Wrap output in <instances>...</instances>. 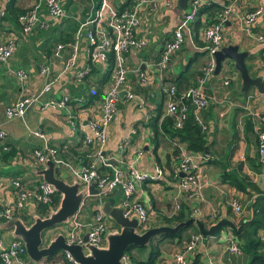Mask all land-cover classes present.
<instances>
[{"label": "crops", "instance_id": "0c3cea01", "mask_svg": "<svg viewBox=\"0 0 264 264\" xmlns=\"http://www.w3.org/2000/svg\"><path fill=\"white\" fill-rule=\"evenodd\" d=\"M108 1L116 12L130 9L140 1L144 2L139 13L141 24L136 36L145 39L146 46L138 52L131 51L124 56L126 80L121 86V101L108 128L103 148L97 142L85 147L83 142L85 134L88 133V123L99 115V102L107 86L116 80L113 70L109 77L106 76L107 62L92 66L88 61L87 52L91 46L86 37L85 23L94 18L100 0H60L63 16L55 20H47V11L42 2L39 16L47 21L48 26L26 36L20 34L19 26L0 19V43L12 32L18 35L16 51L0 71V130L6 132L7 139L4 144L10 148L9 152L3 153L0 146V204L14 203L13 189L10 186L12 179H20L27 186L32 180H41L37 172L43 170L44 165L37 164L32 152L35 148L48 144L57 149L63 161L62 167H56V177L69 185L76 182L73 172L80 167L78 159H84V163L90 162V156L94 157L99 151V160L103 158L106 163L119 169L126 178H129L133 170L154 176L157 168L160 169L162 176L157 180H142L136 184L134 197L144 204L150 216L144 231L160 226L175 227L177 224L168 225L165 221L180 212L191 217L189 220L199 222L206 230L222 219L232 222L237 228L243 225L244 230V226L253 217L250 208L253 198H248L222 182V175L224 171H237L249 177L264 191V169L260 171L256 164L257 137L264 132V95L255 88L242 92L240 75L235 70L229 73L235 76L234 84L230 81L225 86L224 81L228 79L221 77V71L208 79L204 90L210 97V104L201 116L206 127L209 154L190 152L187 145L178 138L170 139L160 127L155 129V124L160 125L170 118L165 115L166 90L174 86L180 95L196 86L207 59V44L202 36L203 32L209 22L225 9L229 10V14L223 27L222 47L238 45L241 51L247 52L245 63L248 72L252 78H261L264 86V45L254 39L255 35L264 34V0H241L236 3L232 0H203L200 9L203 7L205 12L182 28L184 44L170 56L166 72L158 71L157 62L165 44L180 27L184 14L189 10V4L183 11L178 8V0L171 5L158 1L154 3V12L149 13L148 7L151 4H146L147 0ZM33 3L36 0H16V5L21 9L28 8ZM4 7V1L0 0V11ZM259 7L263 9V15L253 25L246 26L243 22L245 15ZM197 20H200V26L195 30L194 23ZM57 45L64 46L58 57L54 55ZM113 60L115 61L114 54ZM45 65H48L50 72L46 79L39 74ZM226 67L228 71L231 70L229 65ZM16 70L26 72L27 80L24 84L12 74ZM80 72L84 75L78 78ZM48 82H51L49 92L41 94L40 102L30 107L23 119L11 122L5 120L7 106L26 92L40 94ZM127 90L134 96L130 101L123 98ZM65 97L71 100L66 109H43L48 100L59 101ZM190 114L193 116L192 111ZM170 119L173 123V118ZM128 140L129 145L126 143ZM182 148L193 156V164L198 174L197 194L191 189V194L190 190H180L177 180L170 174L174 171L173 167ZM205 149L207 152L208 148ZM8 153L10 156L7 158L3 156ZM86 155H89L88 159ZM98 165L102 171L111 172L101 163ZM60 169L62 171L58 176ZM98 197L102 200V209L109 199H113L114 206L120 208L126 198L120 188L111 194L89 196L74 216L84 224L90 222L99 204ZM234 200L240 203L243 209L241 214L234 211L231 205ZM176 202L180 209L172 216V206ZM59 204L60 197L58 203H54L50 209L30 207L26 211L16 212L14 216L23 222L27 218V223L31 224L32 216L46 218ZM41 209L45 213L38 211ZM212 214L217 215L215 219H211ZM108 222L112 227L111 233L120 231L111 219ZM4 223L0 222V240L6 246L14 237L12 230L2 229ZM68 227L69 224L59 225L48 230L44 234V243L48 244L58 234L65 238ZM195 227L196 223L188 225L184 232L186 239L180 242L154 239V247H157L159 255L154 264H171L176 250L184 246L192 235H201L195 231ZM236 235L241 236L226 227L220 235L202 237L187 264H250V257L241 250L239 253L228 250V238L237 242L238 246L239 239ZM258 235L261 238L264 230H260ZM145 248L131 251V256L146 260L149 249L145 251ZM62 253L60 251L35 263L46 262Z\"/></svg>", "mask_w": 264, "mask_h": 264}, {"label": "built area", "instance_id": "2783aa9c", "mask_svg": "<svg viewBox=\"0 0 264 264\" xmlns=\"http://www.w3.org/2000/svg\"><path fill=\"white\" fill-rule=\"evenodd\" d=\"M164 2L167 5H171L172 2L177 0H147L145 3L151 7H148L149 13L154 12L155 2ZM234 3L241 0H232ZM44 2L45 9L47 11V20H55L63 16V10L60 6V0H36L28 7L27 11L19 17L20 34L23 36L29 35L35 29H45L48 24L47 21H43L39 14ZM203 0H189V10L184 14V18L180 24V27L173 32L172 39L167 42L160 54V59L157 62V69L159 72H166L167 64L170 56L179 51L184 44V36L182 34V28L186 25L194 22ZM144 2L140 1L130 9L116 12L110 6L108 0H100L99 7L95 12L94 18L88 20L85 25L86 37L89 45L91 46L87 52L88 61L90 65H103L108 60L109 53H113L115 56L113 72L115 73V82L107 86L103 97L99 104V115L96 119L90 121L87 125L88 133L85 134L83 142L85 147L91 145L93 142H97L99 146L104 147L107 140V131L110 124L113 122L119 102L121 101V86L126 80L125 69V54L131 51L138 52L140 49L146 46V40L138 38L136 31L139 28L140 22V10ZM229 10L225 9L222 13L215 16V22L209 24L204 32L203 38L207 44L206 52L207 59L202 69V74L197 78L196 86L192 89L178 94L176 88L172 86L165 91V115L173 118V127L175 129H181L188 118L189 112H193L194 121L202 128L206 130L205 124L202 120V112L207 110L210 104V97L205 93V85L215 72L216 62L214 54L219 51L223 46V27L227 21ZM3 10L0 11V18L4 17ZM263 15V9L257 8L253 12H250L244 17V24L246 26L253 25L257 18ZM249 30V29H247ZM254 39L264 45V34H258L254 36ZM18 43V35L14 32L9 34V37L0 43V71L4 65L8 63L10 58L16 51ZM64 49L63 45H57L54 51L56 57ZM12 74L16 79L24 84L27 80V74L24 70L12 71ZM41 77L45 79L49 76V67L45 65L39 72ZM84 73H78L77 77H83ZM230 80L224 81V85L227 86ZM51 82L46 83L40 94L26 92L16 102L5 108V120L11 122L17 119H23L27 110L36 106L40 102L41 94L49 92ZM264 89V86H263ZM123 98L126 101H130L134 98L133 94L127 90L124 92ZM71 102L70 98L65 97L59 101L53 99L48 100L44 105V108L54 109H66ZM264 122V115L262 116ZM7 139V134L3 130H0V146L3 153L10 151V148L4 144ZM129 145V140L126 142ZM102 150V149H101ZM33 157L37 164L45 165L48 161L52 162L55 167H62L63 161L59 156L56 148L49 146L48 144L37 147L33 150ZM257 154L260 163L264 164V132L259 133L257 137ZM98 154H95L91 158L90 162H85L84 159H78L80 167L73 172V178L81 186V190H88L90 186H94L97 190H103V194H111L117 189H121L125 195V201L120 207L123 209L124 216L131 219L136 218L140 227L145 228L149 222V211L143 203L138 201L134 194L136 192V184L142 180H157L162 176V171L157 168L154 176L147 174H140L133 170L129 178H126L123 173L114 166L106 163L102 158L99 160ZM87 159L89 155L85 156ZM86 159V160H87ZM176 164L173 167L174 177L179 176L178 188L183 191L192 190L194 194L198 192V174L196 172V166L193 164V156L184 151V148L180 149V154ZM108 167L111 171L107 173L101 170L100 165ZM10 186L13 189L14 203L11 205L0 204V222H7L10 220L16 212L26 211L30 207L40 208L45 207L50 209L54 204V198L56 192L53 187L43 182L42 180H32L29 186L23 184L20 179H12ZM190 190V194H191ZM99 204L93 212L92 218L88 223H82L77 216L70 219L69 227L65 232V242L67 245H79L84 244V236H87V243L97 248H104L106 246L105 236L111 232L112 227L109 224V217L105 215L102 209V200L98 197ZM84 202V201H83ZM82 202L79 209L84 206ZM232 207L237 214L243 212L240 203L234 200ZM180 206L178 202L172 206V216L178 213ZM217 215L212 214L211 219H215ZM86 231V233H84ZM264 242V235L260 238ZM201 235H192L189 241L176 250L171 258V264H187L190 255L196 249L201 242ZM228 250L233 253H239L240 249L236 245V242L232 239H227ZM0 264H79L77 263L69 253L63 252L61 255L47 260L43 263L32 262L27 254L23 243L19 239H13L9 244L4 246L0 240ZM122 264H131L129 256L124 254L122 257Z\"/></svg>", "mask_w": 264, "mask_h": 264}, {"label": "water", "instance_id": "95a60500", "mask_svg": "<svg viewBox=\"0 0 264 264\" xmlns=\"http://www.w3.org/2000/svg\"><path fill=\"white\" fill-rule=\"evenodd\" d=\"M188 1L178 0V8L185 11ZM214 57L216 62L215 75L219 74L223 65H229L240 75L242 92L245 93L250 88H255L264 95L262 79L250 76L245 63L248 53L241 51L238 45L222 47L214 54ZM57 170L58 168L48 161L44 165V169L37 172V176L43 182L50 184L55 192L60 195L59 207L51 211L46 218L32 216L31 224L13 216L2 226V229L12 230L14 239H19L23 243L27 256L33 262L48 259L62 251L69 253L79 264H122V257L131 246L147 247L153 238L161 235H176L180 229L186 228L191 223L197 224L199 233L203 238L220 235L223 228L226 227H229L236 234L244 236L242 233L243 225L237 228L226 219L218 221L217 224L207 230L199 222L188 220L177 224L175 227L160 226L139 232L140 226L137 219L125 217L123 209L114 206V200L109 199L103 205V212L120 228V231L110 232L105 236L106 246L104 248H97L88 244L86 235L83 238L84 244L82 246L67 245L62 234H58L48 244H45V232L56 226L69 224L70 218L77 214L82 202L87 197L103 194V190H97L93 185L88 190H80L81 185L78 182L69 185L56 177Z\"/></svg>", "mask_w": 264, "mask_h": 264}, {"label": "trees", "instance_id": "16d2710c", "mask_svg": "<svg viewBox=\"0 0 264 264\" xmlns=\"http://www.w3.org/2000/svg\"><path fill=\"white\" fill-rule=\"evenodd\" d=\"M5 7L3 9L5 15L1 17V20L10 21L16 26H19V17L23 15L28 8H20L16 5V0H3ZM125 10V9H123ZM203 7L199 10L198 15L203 14ZM216 20L215 18L212 19L209 24L214 23ZM193 25V24H192ZM200 26V20H197L194 23V29L198 30ZM37 30V29H35ZM34 30V31H35ZM40 30V29H38ZM114 66L113 60V53H109L108 60H107V71L106 76L109 77L111 75V71ZM160 127V129L170 138H178L180 142L187 145V149L192 153L197 154H209V145L207 142V132L203 131L202 128L194 121L193 116L190 114L185 121L183 127L181 129H173V123L170 118L165 119L160 125L155 124V129ZM154 129V122L152 125ZM156 131V130H155ZM205 148H208V151H205ZM4 157L10 156L8 154H4ZM211 161V159H210ZM212 162V161H211ZM256 164L260 167V171L262 168L264 169V164L260 163L257 160ZM241 171V169H240ZM171 177L175 180H179V176H175L170 172ZM222 182L228 184L231 187H234L237 191L245 194L248 198L252 199V204L250 206L252 211V220L248 225L244 226L243 234L244 237L240 235H236L239 239L238 247L239 249L247 254L250 257V264H264V242L261 241L258 232L260 230H264V191H261L250 179L249 177L242 175L241 173L234 171V172H226L222 175ZM59 194H56L54 198V203L57 204L59 201ZM251 200V199H250ZM42 210V209H41ZM191 217L187 216L184 213H179L172 219H168L165 221V224L168 225H176L178 223L184 222L189 220ZM27 222V218H24ZM187 231V228L180 229V231L176 235H161L159 236L160 240H169V241H182V239H186L187 235H184V232ZM195 231L199 233L197 227H195ZM142 250V248L131 246L128 252L133 250ZM158 251L157 247H154L153 241L150 244L148 258L146 260H142L135 256L129 255V260L131 264H154L156 261V257L158 258Z\"/></svg>", "mask_w": 264, "mask_h": 264}, {"label": "rangeland", "instance_id": "374dc122", "mask_svg": "<svg viewBox=\"0 0 264 264\" xmlns=\"http://www.w3.org/2000/svg\"><path fill=\"white\" fill-rule=\"evenodd\" d=\"M230 68H231V70L228 71L226 65H223L220 74H221V77H225V78H227L228 80H230V81L234 84V82H235V76H234V74H229L230 72H234V69H233L231 66H230ZM252 89H253V88H250V91H252ZM250 91H249V92H250ZM249 92H248V93H249ZM202 120H203V118H202ZM203 122H204V121H203ZM61 171H62V170L60 169V170L57 172V175H58V176H60V173H59V172H61ZM38 211H42V212H44V210H38ZM44 213H45V212H44ZM144 229H145V228L140 227V228H139V231H144ZM154 239H155V240H158L159 238H158V237L153 238V243H154ZM236 243H237V242H236ZM149 248H150V246H149V247H146V248H145V251H147ZM142 250H144V249H142ZM127 254H128V255H131V252H128Z\"/></svg>", "mask_w": 264, "mask_h": 264}]
</instances>
